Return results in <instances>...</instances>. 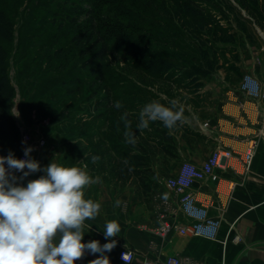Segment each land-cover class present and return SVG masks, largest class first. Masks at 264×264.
Returning a JSON list of instances; mask_svg holds the SVG:
<instances>
[{
    "label": "rangeland",
    "instance_id": "rangeland-1",
    "mask_svg": "<svg viewBox=\"0 0 264 264\" xmlns=\"http://www.w3.org/2000/svg\"><path fill=\"white\" fill-rule=\"evenodd\" d=\"M64 1H26L15 26L8 66L16 92L13 111L21 129L34 138L62 144L70 132L83 128L85 132L100 127L109 131L106 128L109 111L103 101L113 103L112 108L116 102L129 105L136 100L133 94L145 88L141 78L135 79L136 73L129 64L149 68L160 64L158 70L173 66L175 70L169 74L172 76L169 81L175 78L181 84L192 80L186 73H180L178 67L190 68L201 56L214 64L213 71L204 77L206 84L212 86L202 94L205 98L196 95L192 87L180 90L169 83L150 86L157 90L155 94L162 93L159 97L168 107L172 101H183L188 106L192 101L198 107L206 101L218 103L224 85L240 83L247 73L264 80L261 76L264 0H71L75 6L62 5ZM67 14L77 17L79 22H68ZM100 32L112 46L120 48L116 56L103 61L93 59L101 48ZM81 34L84 38L79 44L75 36ZM252 51H257L260 57L251 60L254 71L249 67L244 72L239 63L245 67ZM166 56L161 63L157 61ZM99 64L103 67V77L95 71ZM109 92L113 97L107 99ZM245 96L253 99L246 93ZM183 103L177 106L183 109V117L192 126L195 119L192 109ZM142 107L132 112L140 113ZM121 115L127 121L131 113ZM180 123L176 125L179 131ZM81 136L77 133L76 144ZM90 150L93 149L85 151L91 156L90 165L96 163L102 169L104 159L93 163ZM137 178L135 193L150 195L153 190L142 192Z\"/></svg>",
    "mask_w": 264,
    "mask_h": 264
},
{
    "label": "crops",
    "instance_id": "crops-1",
    "mask_svg": "<svg viewBox=\"0 0 264 264\" xmlns=\"http://www.w3.org/2000/svg\"><path fill=\"white\" fill-rule=\"evenodd\" d=\"M256 57H260L258 52L252 51L247 56L246 66L243 67V63L238 62L239 66L244 72L250 68L252 71L251 60ZM261 58L264 63L263 52ZM257 75L260 76L258 72ZM261 76L264 77L263 72ZM206 80L203 78L200 85L192 86L196 95L201 94L204 98L202 94L212 87L206 84ZM240 83H226L218 103L215 100L211 103L206 101L203 106L198 107L192 101L189 106L183 101L177 102L192 109L194 124L191 126V121L184 117L180 123V131L177 126V129L175 127L174 130H169L175 138L177 157L165 155L153 141L149 143L153 145H147L148 151H143V154H152L149 165L154 171L153 191L148 196L135 193L134 179L137 177L131 169L127 173L131 160L129 157L119 158L118 148L112 145V139L105 128L103 132H91L90 138L78 137L82 143L76 144L74 141L80 132H70V136L62 144L49 141L47 145L36 149L31 158L40 163L41 171L30 174L23 186L44 175L43 168L51 162L81 167L93 179L98 177V182L84 189L85 199L98 202L101 207L95 219L84 222L83 242L97 240L101 246L108 243L109 240L103 233L105 224L109 221L118 222L121 230L119 236L114 237L116 246L111 252L104 253L110 264H142L145 258L163 264L170 255L180 257L184 264H264V100L246 98ZM178 86L174 84L175 88ZM149 88L157 91L150 86ZM178 88L190 90V87ZM158 95L162 96V93L158 92ZM157 123L155 126L165 127L162 122ZM150 125L149 123L148 131L143 132L144 137L154 136L151 135L153 131ZM253 141L258 146L253 164L250 170H246L243 156L248 144ZM100 143L106 146V153L99 148ZM124 143L126 149L121 153L132 155L135 151L142 152L140 148L128 149L130 143L127 140ZM86 147L93 149L90 151L99 152L97 156L105 161L102 169L96 163L90 165V154H85ZM218 148H231L235 156L224 160L219 166V180L197 181L192 188L198 201L208 206L210 212L221 219L218 240L183 236L175 231L166 236L157 233L163 214L175 220H179L181 215L178 197L166 185L167 178L177 173L184 161L202 165ZM120 164H125V167L119 168ZM5 165L7 168V164ZM125 247L136 252L132 262H125L120 258V252ZM100 255L86 250L84 257L75 261V264H89Z\"/></svg>",
    "mask_w": 264,
    "mask_h": 264
},
{
    "label": "clouds",
    "instance_id": "clouds-1",
    "mask_svg": "<svg viewBox=\"0 0 264 264\" xmlns=\"http://www.w3.org/2000/svg\"><path fill=\"white\" fill-rule=\"evenodd\" d=\"M117 109L122 105L116 102ZM183 109L172 101L171 107L159 101L146 103L139 113L140 130L149 122L160 121L168 129L183 122ZM130 124L125 122V129ZM128 143L136 142L131 131H125ZM31 147L24 149L26 159H17L10 152L0 156V264H75L86 250L101 255L89 264H110L105 252L116 246L120 225L109 221L104 236L109 240L101 246L97 240L84 243V222L95 219L101 205L85 199L84 189L99 181L81 167L51 162L43 168L44 175L30 180L26 186L17 183L41 171L40 163L31 158ZM98 156L92 157L95 163ZM7 164V168L5 167ZM27 169V171H24ZM12 170L23 175L17 178ZM127 254L123 255L125 257Z\"/></svg>",
    "mask_w": 264,
    "mask_h": 264
},
{
    "label": "trees",
    "instance_id": "trees-1",
    "mask_svg": "<svg viewBox=\"0 0 264 264\" xmlns=\"http://www.w3.org/2000/svg\"><path fill=\"white\" fill-rule=\"evenodd\" d=\"M26 1L30 0H0V155L6 157L11 152L17 159H19L20 155L23 152V146L21 142L22 129L20 126V122L17 121L13 111V98L15 97L16 92L8 66L10 62L9 58L13 53V38L18 13ZM62 5L75 6L76 4L74 2H71V0H65ZM245 5L247 6L246 3ZM65 18V20H68V22H79L77 20V17L71 16L69 14H67ZM94 22L95 21H93V28L95 27ZM75 38L78 39L77 41L80 44L84 36L81 34L79 36H75ZM98 43H101V48L96 52V54H94L93 59L95 60L103 61L107 57L116 56L117 52L120 51V48L112 46L102 33L100 34ZM166 58L167 56L163 58H158L157 61L161 63V61L165 60ZM116 59L118 61L122 60L121 58ZM200 59H202L203 62H201ZM200 59H194L195 61L194 63H191L190 68H177L179 71H181L180 73H186L187 76L192 80L191 83L182 82L184 84H181V82L178 81L175 82V78L172 79V82L169 81V79L172 77L169 74H171V72L175 70L173 66H166L158 70L157 67L160 64L156 65L155 68H149L140 64H129V68L131 69V71H133V73H136V75H134L135 79L141 78L144 84L143 87L145 88H142L141 91H137L133 94V97L136 98L135 101L132 100V103H130L129 105L124 104L123 106L121 104L122 107L119 109H117L115 106L112 108L111 106L113 103H111L110 101H103L106 109L109 111L107 117L108 121H106L107 124L109 122V125H107V129H109L108 133L110 135V138L112 139V145L118 148L117 152L119 158H130L131 163L128 164L127 173L129 174V169L132 170L134 176L138 177L140 180L141 191L146 194L152 189V185L154 182V180L152 179V175L154 174V171L149 165L152 154L148 152L146 154H143V151H148L147 145H153L149 144L151 141H153L157 143L158 148L161 149L165 153V155L169 157H177V147L175 143V138L173 134L169 132V130H167L166 128L163 129L159 125L154 127L155 124H158L157 121L149 122L151 124L150 127L153 131L151 133H154L151 135L154 136L150 135L151 137H144L143 132L148 131V129L146 128L144 130H140L137 127V125L139 124V113L132 111H134V109H137L138 107L144 106L146 103L151 101H159L162 104L165 103L163 100L160 99L159 95L155 94L154 91L150 90L149 86L158 85V83H169L173 85L178 84L179 86L184 87L200 85L202 83V79L213 71L214 65L208 63L209 61H205L202 56ZM206 62L209 66L206 64ZM95 71L99 72L100 75L103 77L102 64H99V67ZM105 97L107 99H110L113 97V95L111 92H109V94ZM130 113V118H128L129 122H127L130 124V128H132L133 130H129V128L125 129L126 121L121 115L124 114L125 116H128L127 114ZM103 126L105 127L106 124H103ZM101 130L103 129H101L100 127V129H94L93 131L88 130V132H85L87 130H84L83 128V130H78V132L83 134L85 138H90V136H92L91 132H101ZM125 131H131L134 134L136 140L134 144H128V149L131 150L133 148V150H135L136 148H140L142 152L135 151L134 153H132V155L129 153H121L126 149L125 146H123L125 145L124 142L126 140L124 135ZM155 136H157V138H153ZM89 141L94 143V140L90 139ZM98 146L102 152H107V148L104 144L100 143L98 144ZM85 149L87 150V147ZM104 153H102V155H104ZM98 154V151H93V156H97ZM90 158L91 156H88L89 161ZM124 167L125 164H120L119 168L122 169Z\"/></svg>",
    "mask_w": 264,
    "mask_h": 264
},
{
    "label": "built area",
    "instance_id": "built-area-1",
    "mask_svg": "<svg viewBox=\"0 0 264 264\" xmlns=\"http://www.w3.org/2000/svg\"><path fill=\"white\" fill-rule=\"evenodd\" d=\"M240 88L243 92L249 95L255 100H264V80H260L259 77L254 74L247 73L243 76L240 84ZM21 142L23 146V152L19 159H26L24 155V149L31 147L34 152L36 149L46 145L44 138H34L30 133L22 130ZM257 142L253 141L246 149L243 156V164L246 170H250L257 149ZM31 152V154H32ZM30 154V156H31ZM235 156L234 150L231 148H218L212 155L203 162L202 165H197L191 161L182 162L180 169L177 173L171 175L166 180V185L175 193L178 197V210L181 213L180 219H171L168 215H162L160 218V227L157 229V233L162 236L168 235L170 232L175 231L183 236H196L203 237L211 240H218L219 230L221 227V219L214 216L208 206L198 201L195 194L192 191L193 185L197 181L211 180L217 181L220 178L217 169L224 160L230 159ZM24 171H27L25 169ZM13 174L19 178L23 175L20 171L13 170ZM23 180L17 179V183L23 185ZM164 204L167 202L163 200ZM124 254L125 262H132L135 259L136 252L130 248H123L120 252V258ZM142 264H158L156 260L145 258ZM163 264H184L183 260L175 255L167 256Z\"/></svg>",
    "mask_w": 264,
    "mask_h": 264
}]
</instances>
